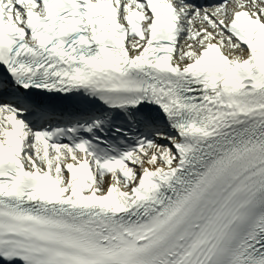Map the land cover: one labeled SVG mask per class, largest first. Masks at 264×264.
Here are the masks:
<instances>
[{
    "label": "snow or ice",
    "instance_id": "1",
    "mask_svg": "<svg viewBox=\"0 0 264 264\" xmlns=\"http://www.w3.org/2000/svg\"><path fill=\"white\" fill-rule=\"evenodd\" d=\"M0 264H264V0H0Z\"/></svg>",
    "mask_w": 264,
    "mask_h": 264
}]
</instances>
